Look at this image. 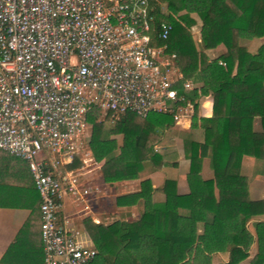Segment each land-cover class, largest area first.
I'll return each mask as SVG.
<instances>
[{
  "label": "trees",
  "instance_id": "16d2710c",
  "mask_svg": "<svg viewBox=\"0 0 264 264\" xmlns=\"http://www.w3.org/2000/svg\"><path fill=\"white\" fill-rule=\"evenodd\" d=\"M149 5L158 22L167 21L172 27L167 41L160 45L165 44L167 52L175 55L182 81L212 83L200 92L206 96L211 90L212 116L200 117L197 104H193L190 127L200 133L186 134L182 139L184 157L189 161L188 194L178 195L175 182L168 179L160 189L165 201L152 204L151 184L145 180L139 192L115 200L120 208L142 200L144 210L138 221H116L108 226L96 225L90 219L83 221L97 253L94 264H189L186 259L196 244L205 254L226 253L227 264H239L249 257L254 243L257 250L250 264H264V220H255L264 216V198H250V179L243 165L244 158L264 164V45L255 53L239 45L244 31L255 38L264 37V0H149ZM164 5L167 17L161 14ZM192 15L201 22L202 51L196 48L190 33L196 24ZM219 45L225 47V53L209 62L205 51ZM178 94H184L180 85ZM194 95L184 94L190 102ZM169 107L174 111L176 106L169 103ZM204 107H210V103ZM97 114L93 109L87 118L88 146L95 162L115 151L116 143L110 138L122 135L120 155L101 167L106 181L134 179L146 166L159 170L166 165L155 148L161 131L173 123L170 114L151 113L142 118L131 112L120 116L107 112L100 122L96 121ZM256 118L260 131L254 130ZM108 121L114 124L106 128ZM205 159L213 173L208 180L199 176ZM75 160L74 165L66 166L69 170L78 165ZM34 191L36 195H28L23 201H32V209L40 206V197ZM199 211L201 234L196 230ZM250 222L253 233L247 227Z\"/></svg>",
  "mask_w": 264,
  "mask_h": 264
},
{
  "label": "built area",
  "instance_id": "2783aa9c",
  "mask_svg": "<svg viewBox=\"0 0 264 264\" xmlns=\"http://www.w3.org/2000/svg\"><path fill=\"white\" fill-rule=\"evenodd\" d=\"M171 30L149 0H0V151L26 163L40 197L44 264L96 258L57 217L66 186L77 192L64 168L79 157L89 113L177 122L178 108H193L160 45Z\"/></svg>",
  "mask_w": 264,
  "mask_h": 264
},
{
  "label": "crops",
  "instance_id": "0c3cea01",
  "mask_svg": "<svg viewBox=\"0 0 264 264\" xmlns=\"http://www.w3.org/2000/svg\"><path fill=\"white\" fill-rule=\"evenodd\" d=\"M205 103H210V107H204ZM198 112L203 118L212 116V96L209 95L201 99ZM186 113L189 111L186 110ZM183 119L185 118H180L175 126L170 127L171 131L168 128L162 130L160 142L156 146L160 145L157 152L164 156L166 166L169 165L172 168V172H170L172 176L165 173V166L159 170L146 166L134 179L106 181L102 176L101 167L105 161L120 155V149L115 152V156H109L101 162L79 156L77 166L70 170L65 167L66 178L70 174L76 180L77 192L74 195L71 194L67 191L68 186L62 191L57 212L59 224L72 231L80 244L84 245L86 242L89 248H93V243L86 232L83 221L90 219L96 225L108 226L118 221L120 211L126 212L125 222L138 221L144 210L142 200L134 206L121 208L116 206L115 200L119 196L139 192L141 182L145 180L150 182L152 204H161L165 201V195L160 189L165 180L168 179L175 182V191L178 195L188 194L189 187L186 184V179L189 172V161L184 157L182 140L180 141V150L177 154H173V160L166 156V152L161 146V141L164 139L163 133L178 132L181 135L190 133L198 135L200 133L197 129L192 130L191 127L182 128L179 126ZM187 122L189 126L190 123ZM125 159H130V157H125ZM246 160L250 159L244 158L243 163ZM87 161H91L92 164H88ZM73 163L69 166L74 165ZM199 176L203 180L213 177L208 159L203 161ZM208 176L210 177L207 178ZM261 176L264 177V175ZM262 182L264 183V180ZM249 191L252 195V190ZM33 194L36 195L34 184L26 164L14 160L10 155L0 151V264H44L39 205L36 209H32V201L23 202L28 200V195L31 197ZM16 204L26 207H12ZM199 250L201 247L196 244L190 250L186 261L191 258L192 253H195V256L203 253Z\"/></svg>",
  "mask_w": 264,
  "mask_h": 264
},
{
  "label": "rangeland",
  "instance_id": "374dc122",
  "mask_svg": "<svg viewBox=\"0 0 264 264\" xmlns=\"http://www.w3.org/2000/svg\"><path fill=\"white\" fill-rule=\"evenodd\" d=\"M161 12H162V15L164 17H167L168 11H167L165 5L162 7ZM192 17L196 21V24L193 27H191L190 33H191V36L194 40L196 48H198V50L202 51V47L200 44L201 22L198 20V18L195 15H192ZM239 45L241 47L246 48L248 52L255 53L261 45H264V37L255 38V37H253V35L250 32L244 31L239 36ZM224 53H225V47L223 45H219L215 49L205 51V54L207 55L209 62H213V61L218 60ZM175 72H176V74L178 72L180 73V71L178 69ZM186 82H188L190 85L189 94H191L192 92H195V95H196V96L194 95V98H192L193 99V102H191L192 106H193V104H197V111H199L201 99L203 97H207L209 95L211 96V90L208 91L206 96L200 95L202 87L208 88V87H210L209 84L211 85L212 83L209 81L208 82L204 81L201 83H193L191 81H186ZM178 109H179L178 114L181 115L178 118V121L182 117L185 118L179 124V126H181L182 128L190 127L191 126V118L193 115V108L186 106V107L178 108ZM186 110H188L189 113H186ZM104 115L105 114H101V113L97 114L96 121L97 122L102 121L104 119ZM187 115H188V118H187ZM116 119H117V117L115 118L114 121H116ZM186 120L189 121V123H190L189 126H188V122ZM113 122H110V121L106 122L105 123L106 128L111 127L114 124ZM175 124H176V122L173 121V123L170 126L166 127L165 129L168 128L171 131L172 126L173 125L175 126ZM160 126H162V125H160ZM254 130L260 131V122H259V119H257V118L254 119ZM89 134H90V126H89V129L87 130V137L84 139V142L82 144V149L79 153V156L83 157V158L85 157L88 159L92 158L94 160V158L92 157L91 150L88 146ZM162 135H164V139L161 141V146L164 148V152H166V156L170 157V160H173V158H174L173 154L174 153L177 154V152L180 150V147H181L180 141L183 139L184 135H181V133H178V132L169 133V134L163 133ZM110 139L115 141L117 147H116V150L113 151L112 153H110L107 157H105V159L109 158V156H115V152L119 151V149L120 150L122 149V135L112 136ZM197 139H199V137H197ZM158 147H156L157 148L156 151L159 150ZM248 159H250V160L244 161L245 163H243V165L245 167L244 173L246 174V177L248 179H250L249 180L250 183L248 184V190H252V195H250V191H249V196L252 200H259V199L264 198V183L262 182L264 180V177L261 176V173H264V164L263 163H256L251 158H248ZM78 160L79 159L76 158L75 162H78ZM87 162H88V164H92L91 161H87ZM59 168H61V164L59 165ZM165 168H166L165 173L167 175L170 174L172 176V174L170 173V172H172V168L169 165H167V166L165 165ZM180 174H182V172H180ZM212 175H213V173H212ZM209 177L210 176H208L207 178H209ZM211 178L212 177H210V179ZM259 183H261L263 185L261 186ZM186 184L188 185L187 179H186ZM260 197H262V198H260ZM120 212L121 213L118 217V222H124L125 223V218H127V216H125L126 212H123V211H120ZM197 217H198V222L196 225V230H197V233L201 234L203 231V222L201 221L202 213L200 211L197 213ZM255 220H264V216L261 218L255 219ZM247 227L253 233V222L248 223ZM82 246L88 247L89 245H88V243L85 242V244ZM256 250H257V246L254 243L249 250V257L246 260L240 262L239 264H250V260L256 254ZM199 251H201V250H199ZM207 255L204 253H200V255L196 254V256H195V253H192L191 258L188 259V263L189 264H227L228 257H227L226 253L225 254L224 253H221V254L216 253V254H211L208 256Z\"/></svg>",
  "mask_w": 264,
  "mask_h": 264
}]
</instances>
